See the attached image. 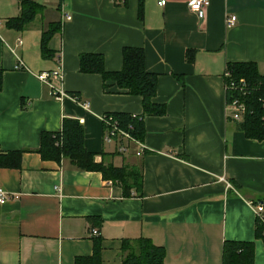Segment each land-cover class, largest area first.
Wrapping results in <instances>:
<instances>
[{"label": "crops", "instance_id": "1", "mask_svg": "<svg viewBox=\"0 0 264 264\" xmlns=\"http://www.w3.org/2000/svg\"><path fill=\"white\" fill-rule=\"evenodd\" d=\"M35 1L41 9L16 29L6 19L20 0H0V155L23 151L18 167L0 166V264H121V241L139 237L162 247V264H221L224 241L252 242V264H264L252 208L264 206V140L226 116L223 76L228 61L246 60L264 74V0H208L202 18L186 0ZM227 14L236 16L229 27ZM125 45L142 47L156 75L152 101L165 109L142 117L140 156L115 153L100 123L104 113L140 114V97L78 70L81 52L119 69ZM57 67L60 100L35 76ZM64 117L81 124L96 161L113 153L104 160L137 167L139 191L123 196L97 171L41 159L40 132L59 130Z\"/></svg>", "mask_w": 264, "mask_h": 264}, {"label": "trees", "instance_id": "2", "mask_svg": "<svg viewBox=\"0 0 264 264\" xmlns=\"http://www.w3.org/2000/svg\"><path fill=\"white\" fill-rule=\"evenodd\" d=\"M41 9V4L35 0H20L18 14L6 19V24L20 29ZM57 28L52 22L42 31L40 49L43 55L48 52L47 38ZM78 70L80 72H95L100 74L103 88L110 81L116 88L126 93L140 97L142 112L131 115L124 112L104 113L114 119L117 125L127 131L132 137L141 140L143 135L142 117L144 115L161 116L164 105L152 101L155 94L156 75L144 68V53L140 46L125 45L121 48V66L116 70H106L102 54L99 52H81L78 54ZM228 77L244 78L252 87L246 96L247 112L238 123L239 129L246 138L264 140V127L260 117L264 113L260 99L264 98V74L258 72L254 61H228L225 65ZM1 89V69H0ZM228 96V93L225 94ZM43 160L59 162L66 160L70 166L83 171H97L104 180L116 183L121 187L123 196H128L130 190L135 192L140 188V172L137 167L114 166L104 159L113 153H98L100 160L96 161L97 153L87 151L83 146V129L74 118H62L57 131H41L39 144L34 150ZM23 151H8L0 155L1 167H18ZM254 237L264 242V220L255 218ZM120 250L121 264H162L163 249L153 245L147 238L123 239ZM98 245L93 244L91 257L97 258ZM252 242L224 241L221 247V264H252ZM81 261V260H80ZM87 261L84 260V262Z\"/></svg>", "mask_w": 264, "mask_h": 264}, {"label": "built area", "instance_id": "3", "mask_svg": "<svg viewBox=\"0 0 264 264\" xmlns=\"http://www.w3.org/2000/svg\"><path fill=\"white\" fill-rule=\"evenodd\" d=\"M160 4L164 3V0H158ZM208 3V0H186L187 8L195 13L198 18H202L204 15V9ZM69 18V15H66ZM235 14H227L224 16V26L229 27L235 22ZM20 40L18 39V42ZM22 65L18 60L16 67ZM227 70H224V96H225V112L226 116L233 121H241L245 113L247 112L246 96L251 92V85L244 79H231L228 77ZM62 73L61 68L51 70H41L35 73L38 80L46 83L50 89L51 95L55 100H60L66 96V93L59 87H55L52 82L53 79H60ZM74 100L76 98L72 96ZM261 106L264 109V98L260 99ZM84 106L87 103H83ZM261 124L264 127V113L260 117ZM100 123L102 126V141L106 144H111L114 147V152L118 154H126L130 151L135 156H140L144 153L145 147L143 143L134 137H132L127 131L121 129L116 121L109 115L102 114L100 116ZM4 201V192L0 189V203ZM255 218L259 221L264 220V206L258 203L252 204ZM96 230L92 229L91 234L96 235Z\"/></svg>", "mask_w": 264, "mask_h": 264}]
</instances>
